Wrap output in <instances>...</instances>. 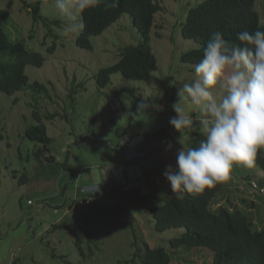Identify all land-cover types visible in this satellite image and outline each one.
Segmentation results:
<instances>
[{
  "label": "rangeland",
  "instance_id": "374dc122",
  "mask_svg": "<svg viewBox=\"0 0 264 264\" xmlns=\"http://www.w3.org/2000/svg\"><path fill=\"white\" fill-rule=\"evenodd\" d=\"M157 1L161 10L150 31L157 61L152 78L135 80L114 72L105 87H98V70L114 64L123 46L140 41L127 13L91 37V49H83L75 45L77 35L64 34L55 0H0L6 37L45 56L41 67L28 65L25 73L48 92H0V264H142L136 249L143 253L149 245L170 251L168 240L182 233V228L156 231L149 209L171 193L163 172L167 165L175 167L177 149L197 146L202 139L198 132H177L168 123L178 88L195 75V65L180 60L197 46L182 37L181 24L202 0ZM37 2L47 19L34 22ZM254 8L263 24L264 0H255ZM142 99L149 106L137 110ZM34 109L51 138L41 151L42 145L25 136L37 122ZM233 176L223 183L217 203L229 208L235 201L247 212L243 200L253 199V220L260 225L264 171L257 165L234 167ZM250 180L261 186L260 195L250 190ZM56 224L65 227L53 228ZM190 253L197 260L196 250ZM204 255L211 256L209 251ZM174 264L184 259L174 258Z\"/></svg>",
  "mask_w": 264,
  "mask_h": 264
},
{
  "label": "trees",
  "instance_id": "16d2710c",
  "mask_svg": "<svg viewBox=\"0 0 264 264\" xmlns=\"http://www.w3.org/2000/svg\"><path fill=\"white\" fill-rule=\"evenodd\" d=\"M11 3L12 0L9 4ZM254 4L255 0H202L191 7L181 24V34L184 39L193 40L197 46L183 52L180 60L196 65L202 56L204 45L215 31H221L225 39L237 43L236 34L239 32L257 29L264 31V23L260 22ZM160 10L161 5L157 0H119V6L115 9L105 10L100 6L83 13L85 28L75 38L77 47L91 49V37L101 34L123 13L129 15L132 25L140 35L137 45L123 46L120 57L114 64L98 70L95 74L98 87H105L114 72L135 80L152 78L157 61L150 45V31L155 15ZM32 11L34 22L47 19L39 13L38 2ZM56 39L57 36L48 47L49 53L54 52ZM44 61L45 56L27 47L23 41L9 40L0 23V92L11 95L31 88L34 92L47 95L46 86L38 81L31 83L25 73L26 66L41 67ZM33 91L31 92L34 94ZM33 116L37 122L26 129L25 136L42 145L43 148L39 150L41 151L47 148L51 138L47 134L42 114L34 109ZM54 116L46 115L49 118ZM256 165L264 171V153H258ZM25 180L26 177L22 175L20 182ZM255 182L250 180L247 185L250 190L260 195L261 186ZM253 183L256 184L255 187ZM223 188V183L217 184L200 194L185 193L180 199L171 192L163 202L152 204L149 211L156 231L171 228H182L183 231L168 240L170 251L163 246L145 245L143 253L136 249L134 256L141 258L142 264H174V258L177 257L183 258L184 264H264V222L261 219V224L257 226L253 220L250 208L254 206L253 199L250 197V201L245 198L243 200L247 212L239 209L238 204H234L235 201L228 204L230 209L226 208L225 204L216 201ZM86 198L88 197L84 199ZM75 203L76 200H73L69 206H74ZM253 208L257 209L255 206ZM58 227L65 226H53ZM75 244L79 248L78 239ZM194 250L198 254L195 261L190 253ZM206 251L210 252V257L204 255Z\"/></svg>",
  "mask_w": 264,
  "mask_h": 264
},
{
  "label": "clouds",
  "instance_id": "9594fccd",
  "mask_svg": "<svg viewBox=\"0 0 264 264\" xmlns=\"http://www.w3.org/2000/svg\"><path fill=\"white\" fill-rule=\"evenodd\" d=\"M103 6L115 9L119 0H55L66 36L79 35L83 13ZM237 42L221 31L211 34L194 67V78L177 90L168 123L177 132H198L197 146L180 147L175 167L163 176L172 193L200 194L234 180V167L252 169L264 153V31L244 30ZM149 105L141 100L137 110ZM98 191V190H96Z\"/></svg>",
  "mask_w": 264,
  "mask_h": 264
},
{
  "label": "built area",
  "instance_id": "2783aa9c",
  "mask_svg": "<svg viewBox=\"0 0 264 264\" xmlns=\"http://www.w3.org/2000/svg\"><path fill=\"white\" fill-rule=\"evenodd\" d=\"M163 141L166 142L165 139H164ZM255 185H256V184H254L253 186L255 187ZM84 202L87 203V204H89V202H90L89 198L84 199Z\"/></svg>",
  "mask_w": 264,
  "mask_h": 264
}]
</instances>
